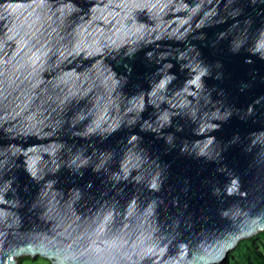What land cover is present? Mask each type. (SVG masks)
Instances as JSON below:
<instances>
[{"label": "water", "instance_id": "95a60500", "mask_svg": "<svg viewBox=\"0 0 264 264\" xmlns=\"http://www.w3.org/2000/svg\"><path fill=\"white\" fill-rule=\"evenodd\" d=\"M264 230V0H0V264H221Z\"/></svg>", "mask_w": 264, "mask_h": 264}, {"label": "trees", "instance_id": "16d2710c", "mask_svg": "<svg viewBox=\"0 0 264 264\" xmlns=\"http://www.w3.org/2000/svg\"><path fill=\"white\" fill-rule=\"evenodd\" d=\"M259 239L260 242L253 248V241ZM28 256H20L17 258L16 264H23ZM41 257L36 256L33 260ZM31 259V258H30ZM227 262L224 264H264V230L250 238L241 239L236 247L228 253ZM42 264H52L49 260L41 258Z\"/></svg>", "mask_w": 264, "mask_h": 264}, {"label": "rangeland", "instance_id": "374dc122", "mask_svg": "<svg viewBox=\"0 0 264 264\" xmlns=\"http://www.w3.org/2000/svg\"><path fill=\"white\" fill-rule=\"evenodd\" d=\"M258 242H260L259 241V239H256V240H254L253 241V248H257V247H255L257 244H258ZM29 258H27V259H25L24 261H23V264H42V262H41V258L40 259H38V260H33L32 258L33 257H30V256H28ZM31 258V259H30ZM16 260H17V258H16ZM227 262V260H225L223 263H221V264H224V263H226Z\"/></svg>", "mask_w": 264, "mask_h": 264}]
</instances>
